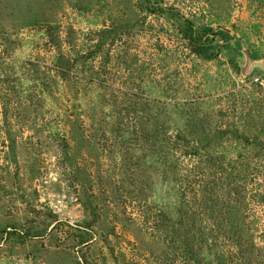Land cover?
Listing matches in <instances>:
<instances>
[{
    "label": "rangeland",
    "instance_id": "1",
    "mask_svg": "<svg viewBox=\"0 0 264 264\" xmlns=\"http://www.w3.org/2000/svg\"><path fill=\"white\" fill-rule=\"evenodd\" d=\"M253 62L264 0H0V264H264V207L253 243L178 211L153 147L181 131L236 164L264 139Z\"/></svg>",
    "mask_w": 264,
    "mask_h": 264
},
{
    "label": "trees",
    "instance_id": "2",
    "mask_svg": "<svg viewBox=\"0 0 264 264\" xmlns=\"http://www.w3.org/2000/svg\"><path fill=\"white\" fill-rule=\"evenodd\" d=\"M200 51L201 46L199 49L196 46L193 49L196 54ZM68 81L64 82L70 86ZM90 81L98 85H108L109 82L102 78ZM64 96L68 98V94ZM74 98L84 102V96L74 95ZM173 99L175 97L170 101L186 104ZM192 102L197 104L198 100L192 99L190 103ZM80 112L86 114L85 111ZM79 119L84 122V118L81 119L79 116ZM69 122L73 126L71 119ZM182 136V132L177 131L173 139H154L153 145L155 158L157 162L162 163L163 170L159 166L160 174L180 196L178 211L183 207L181 204L187 205L189 200H193L197 207L189 206L190 209H187L192 213L208 216L209 212L213 214L214 209L218 210L217 214L226 216L230 214L237 222L234 224L230 221L232 217L226 219L218 216L221 229L224 227V231L230 232L233 228L238 230L242 227L241 231H244L248 235L246 238L253 243L255 234L259 233L255 228L260 230V227H256L254 221L250 219L251 215L248 217L247 215L250 214L248 211L252 206L264 207V139H238L242 148L246 149V154L239 156L242 158L235 162L236 164L232 163L227 167L224 165L227 159L222 160V157L217 155L220 144L216 139H182ZM227 145L234 146L231 141ZM166 218L167 215L160 211L155 213V218L152 219L157 222L158 231L166 233ZM185 231L184 222L179 223V228L173 229L174 234L181 238L184 237ZM260 234L264 236V225ZM255 248L258 249L257 246Z\"/></svg>",
    "mask_w": 264,
    "mask_h": 264
},
{
    "label": "water",
    "instance_id": "3",
    "mask_svg": "<svg viewBox=\"0 0 264 264\" xmlns=\"http://www.w3.org/2000/svg\"><path fill=\"white\" fill-rule=\"evenodd\" d=\"M256 68H259V69H261V70L264 69V67L262 66V64H261L260 62H253V63L250 65L249 75H248V76H250V75L253 73L254 69H256Z\"/></svg>",
    "mask_w": 264,
    "mask_h": 264
}]
</instances>
